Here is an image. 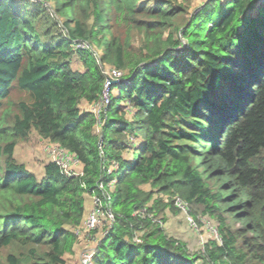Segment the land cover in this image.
Returning a JSON list of instances; mask_svg holds the SVG:
<instances>
[{
  "label": "trees",
  "instance_id": "obj_1",
  "mask_svg": "<svg viewBox=\"0 0 264 264\" xmlns=\"http://www.w3.org/2000/svg\"><path fill=\"white\" fill-rule=\"evenodd\" d=\"M151 1L0 0V249H23L8 264H66L86 196L105 204V189L114 221L96 264H264V0H205L177 25L181 3ZM120 20L143 31L141 54L113 32ZM104 64L127 80L98 118L80 103L103 96ZM16 86L28 99L14 113ZM33 130L82 173L18 162ZM177 198L215 218L220 241L192 252L150 217Z\"/></svg>",
  "mask_w": 264,
  "mask_h": 264
},
{
  "label": "rangeland",
  "instance_id": "obj_2",
  "mask_svg": "<svg viewBox=\"0 0 264 264\" xmlns=\"http://www.w3.org/2000/svg\"><path fill=\"white\" fill-rule=\"evenodd\" d=\"M28 1L37 2L38 5H40V3H43L44 5V2H48L50 0ZM149 1L151 0H140V4H149ZM173 1L174 3H181L183 7L186 8V12L183 14V16L177 18L176 21L174 20L177 25V22L183 24L185 23V20H189L191 15H193V13L204 3L205 0ZM50 3L52 5V2ZM49 7L51 9L50 4ZM141 16L148 18L146 15ZM113 27V32L117 36H119L124 41L126 39H129L130 48L132 49V51H138V54H141L140 49L144 47V37L143 31L140 28H130L128 21L124 20H120L119 22L113 24ZM175 33V29L171 30L170 28H168L165 30L164 35H174ZM80 47H86V44L80 45ZM71 63V66L75 71L84 70V64L79 54H75L73 56ZM103 69L105 70V73L107 74L109 79L103 96L93 103H90L86 100H82L80 103V108L82 111L94 112V114L98 118H100L101 114L108 106L111 92L117 91L111 89L112 85L127 80V72L119 70L110 64H104ZM26 99H28V94L25 93V91L20 90L16 86L11 90L9 101H7L5 107L10 103H15V105H13L12 107V110L14 113H17V103ZM125 108L129 109L127 106ZM12 119L13 114L10 115L8 121H12ZM102 123V120L99 119L95 130L98 134H101ZM63 150L64 149L61 147V145L54 143L48 139L42 138L36 131L33 130L31 135L27 139L19 140L14 151V157L18 162L25 164L31 172L35 173L39 178H42L45 165L51 161H58L57 159H59V156L63 152ZM70 166L71 168H68L70 172L80 173L82 171V166L79 163L72 162ZM145 188L151 189L149 185H146ZM156 196L161 197L160 195ZM164 199L165 202H167L165 197ZM174 204L176 207H178V209L176 208L175 210H172L170 207H165L164 212L161 215V220L163 221L162 226L167 231L168 235H172L178 240L186 242L192 252H198L200 249L205 247V244L208 243L209 240L216 239L220 241L219 231L217 229L218 223L216 219L206 213H203V208L201 206H196L197 216L194 217L195 215L190 211L188 203L185 209L179 207L176 204V199ZM87 217L88 215L85 217L84 222L80 226V228H78L80 229L78 233L80 239L79 242H77L72 251L67 252L64 256V258L66 259V264H84L83 257L85 255H93L94 253L95 256L98 250L97 248L99 246V243L101 242V240H103L110 228V221L103 219V222L93 232L90 233L91 236H87L86 232L83 231L85 230L84 225ZM22 253L23 249L19 246L0 249V264H8L7 259L10 255H19ZM91 261L92 264H96L93 258L91 259Z\"/></svg>",
  "mask_w": 264,
  "mask_h": 264
},
{
  "label": "built area",
  "instance_id": "obj_3",
  "mask_svg": "<svg viewBox=\"0 0 264 264\" xmlns=\"http://www.w3.org/2000/svg\"><path fill=\"white\" fill-rule=\"evenodd\" d=\"M108 82H109V79L106 82V86ZM57 160L58 161H55V162L60 164L67 174H81L82 173V171L78 173V172H70L68 170V168H71L70 164L72 162L80 164L75 154L69 152L68 150L64 149L63 152L60 154L59 159ZM114 185H115V181H112L109 186H111V188H114ZM103 197H105L106 202H107L105 204L103 201L104 199H102L101 197L93 196L94 207L91 213L88 215L87 220L85 221V225H84L85 230H83L86 232L87 236H91L90 233L93 232L103 222V219L109 220L111 224L114 221V213L112 211L111 203L109 201L111 199V195L109 191H107L106 189H105V195ZM176 204L183 209H185V207H187L188 205L187 202L183 201L180 198L176 199ZM144 211H142L141 213H143ZM150 217H152L155 222H159L160 224H163V221L161 219L155 218L152 214L150 215ZM79 231L80 229L77 230V233H79ZM137 240L141 241V239H137ZM89 255L90 254H87L83 257L84 264H92L91 259L93 258L94 260V253L93 255L91 254L92 256L91 255L89 256Z\"/></svg>",
  "mask_w": 264,
  "mask_h": 264
},
{
  "label": "crops",
  "instance_id": "obj_4",
  "mask_svg": "<svg viewBox=\"0 0 264 264\" xmlns=\"http://www.w3.org/2000/svg\"><path fill=\"white\" fill-rule=\"evenodd\" d=\"M90 195L86 196V216L91 213L94 207L93 197Z\"/></svg>",
  "mask_w": 264,
  "mask_h": 264
}]
</instances>
